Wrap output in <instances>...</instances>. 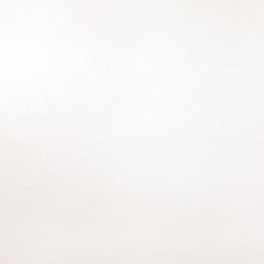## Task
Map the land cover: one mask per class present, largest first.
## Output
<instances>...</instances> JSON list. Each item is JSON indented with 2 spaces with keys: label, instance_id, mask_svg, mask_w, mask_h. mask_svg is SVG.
Returning a JSON list of instances; mask_svg holds the SVG:
<instances>
[{
  "label": "snow or ice",
  "instance_id": "1",
  "mask_svg": "<svg viewBox=\"0 0 264 264\" xmlns=\"http://www.w3.org/2000/svg\"><path fill=\"white\" fill-rule=\"evenodd\" d=\"M0 264H264V0H0Z\"/></svg>",
  "mask_w": 264,
  "mask_h": 264
}]
</instances>
